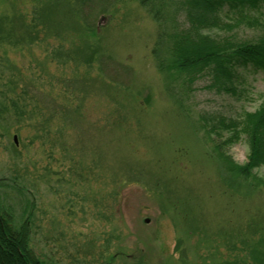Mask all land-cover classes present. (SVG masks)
I'll use <instances>...</instances> for the list:
<instances>
[{
  "label": "rangeland",
  "instance_id": "rangeland-1",
  "mask_svg": "<svg viewBox=\"0 0 264 264\" xmlns=\"http://www.w3.org/2000/svg\"><path fill=\"white\" fill-rule=\"evenodd\" d=\"M51 1L0 0L21 37L36 8L53 19L41 41L0 44V206L27 225L34 253L44 264H262L264 190L221 171L202 126L256 111L264 72L241 70L237 95L203 76L186 97L160 69L166 47L140 0ZM246 15L263 22L264 8ZM251 23L221 12L204 33L255 41ZM249 152L245 139L227 149L242 165Z\"/></svg>",
  "mask_w": 264,
  "mask_h": 264
},
{
  "label": "trees",
  "instance_id": "trees-1",
  "mask_svg": "<svg viewBox=\"0 0 264 264\" xmlns=\"http://www.w3.org/2000/svg\"><path fill=\"white\" fill-rule=\"evenodd\" d=\"M140 2L159 23L158 43L166 47L165 58L157 56L160 69L179 81L181 91L186 97L192 92L195 81L203 76L211 77V84L204 88L237 95L235 81L241 70L264 72V21L248 18L246 15L247 12L264 8V0ZM48 3L56 8L61 6L59 0ZM180 11L186 14L187 27L185 24H178L177 14ZM221 12L238 14L240 21L249 20L251 24L258 25L263 29L261 38L255 41L243 40L237 36L218 39L205 34L204 30L218 25ZM160 14H163L161 18L158 17ZM50 20L53 22L46 10L36 8L29 21H22L26 34L21 37L15 33L14 25L10 28L9 19L2 16L0 44L32 45L41 41L40 36L44 32L41 28L51 22ZM92 31L86 26L87 33ZM94 53L93 51L87 58V63L92 61ZM202 127L205 129L204 142L211 146V154L219 162L221 171L234 179L239 186L246 184L250 189L264 190V179L255 173L264 167V102L256 111L245 112L239 119L218 118L210 129ZM202 127L197 130L200 131ZM225 133H229V136L223 139ZM243 139L247 141L250 152L247 163L242 165L227 153V149ZM3 187L10 188V184ZM11 218L8 209L0 206V264H44L31 248L27 225L17 227ZM219 264L244 263L229 261Z\"/></svg>",
  "mask_w": 264,
  "mask_h": 264
},
{
  "label": "water",
  "instance_id": "water-1",
  "mask_svg": "<svg viewBox=\"0 0 264 264\" xmlns=\"http://www.w3.org/2000/svg\"><path fill=\"white\" fill-rule=\"evenodd\" d=\"M148 222V221H147Z\"/></svg>",
  "mask_w": 264,
  "mask_h": 264
}]
</instances>
